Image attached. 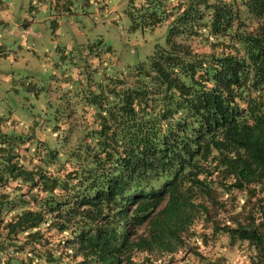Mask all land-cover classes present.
<instances>
[{"label": "trees", "instance_id": "trees-1", "mask_svg": "<svg viewBox=\"0 0 264 264\" xmlns=\"http://www.w3.org/2000/svg\"><path fill=\"white\" fill-rule=\"evenodd\" d=\"M125 11L166 43L84 95L93 127L29 164L0 145V264H264V0Z\"/></svg>", "mask_w": 264, "mask_h": 264}, {"label": "rangeland", "instance_id": "rangeland-1", "mask_svg": "<svg viewBox=\"0 0 264 264\" xmlns=\"http://www.w3.org/2000/svg\"><path fill=\"white\" fill-rule=\"evenodd\" d=\"M127 3L72 0L58 11L43 0H0V134L6 136L0 145L18 151L25 164L40 143H76L93 127V104L84 95L166 43L168 22L132 29ZM222 237L204 250L216 251ZM225 254L231 264H246L237 244L226 245Z\"/></svg>", "mask_w": 264, "mask_h": 264}, {"label": "crops", "instance_id": "crops-1", "mask_svg": "<svg viewBox=\"0 0 264 264\" xmlns=\"http://www.w3.org/2000/svg\"><path fill=\"white\" fill-rule=\"evenodd\" d=\"M38 1H42V0H38ZM43 2H45V5H47V3H50V5L53 4L52 0H44ZM53 14L54 13H50L51 16H54Z\"/></svg>", "mask_w": 264, "mask_h": 264}]
</instances>
